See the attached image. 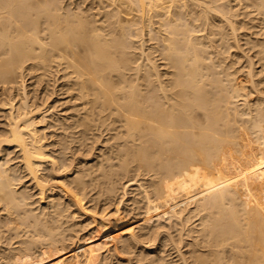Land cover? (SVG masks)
<instances>
[{
    "label": "bare ground",
    "instance_id": "1",
    "mask_svg": "<svg viewBox=\"0 0 264 264\" xmlns=\"http://www.w3.org/2000/svg\"><path fill=\"white\" fill-rule=\"evenodd\" d=\"M113 1L114 8L101 16L91 14L95 7L89 6L62 11L59 0H0V89L10 92L4 102L8 128L0 136V264H103V248L115 246L118 239L125 253L143 243L146 255L138 250L135 259L146 264H163L167 241L173 242L175 264H264V0ZM128 7L141 12L139 19L123 17ZM151 10L162 15L158 29L152 26ZM147 12L149 21L143 18ZM143 28L154 35L157 44L151 46L168 71L160 72V62L146 54L143 44L138 45L140 54L133 44L140 56L130 51L128 39H140ZM215 41H221L223 50ZM233 45L238 51L226 62L228 57L221 55ZM38 69L42 82L47 73L55 86L61 82L59 89L53 85L41 91L47 99L59 93L73 103L68 105L73 112L59 122L65 134L80 144H87L97 130L108 134L103 139L109 153L98 155L99 163L80 171L47 156L46 135L41 137L37 129L40 109L30 104L24 79ZM59 139L65 141V135ZM11 146L18 148L23 175L42 204L18 187L24 176L16 178L15 169L8 167L12 162L3 157ZM47 161L52 173L43 174ZM66 168L70 176L59 179L58 172ZM119 176L126 178L121 191ZM129 181L139 188V196L125 199ZM96 186L101 194L95 193V211H89L80 194ZM45 195L51 199L45 201ZM99 204L104 205L101 214ZM79 211L91 216L82 235L81 230L72 233L69 223ZM185 211L189 215L181 218ZM130 213L135 227L125 220ZM164 215L182 223L196 217L197 223L186 228L191 239L183 246L169 232L160 237Z\"/></svg>",
    "mask_w": 264,
    "mask_h": 264
},
{
    "label": "rangeland",
    "instance_id": "2",
    "mask_svg": "<svg viewBox=\"0 0 264 264\" xmlns=\"http://www.w3.org/2000/svg\"><path fill=\"white\" fill-rule=\"evenodd\" d=\"M60 1V3H61V5L62 6H64V10H62V11H69L70 9H71V7H73V9H78V8H80V7H87V9H88V6L89 7H95L96 8V4H97V8L95 9V8H93V9H91L92 11H90L91 12V14H95L96 12L97 13H99L100 15H101V13H102V15H103V13H105V11L107 10H112L114 7L113 6H115L116 5V3L113 1V0H59ZM97 3H96V2ZM105 1V2H104ZM100 2H104V4H102V5H99V3ZM117 2V1H116ZM73 3V4H72ZM92 3H94V4H92ZM96 3V4H95ZM113 3L115 4V5H113ZM65 4V5H64ZM92 4V6H90ZM101 4V3H100ZM72 5V6H71ZM75 5V6H74ZM83 5V6H82ZM94 5V6H93ZM98 5L100 6L99 8H98ZM108 5H110V6H108ZM168 5H170V3H168ZM171 5H172V3H171ZM108 6V7H107ZM76 7H78V8H76ZM107 8V9H106ZM109 8V9H108ZM129 8V9H128ZM128 8H125L126 10L125 11H127L126 12V14L124 13V15H123V13H122V15H123V17H129V18H136V19H139L138 17L140 16L139 14H141V12H138L137 11V9H136V7H132V9L130 8V7H128ZM134 8V9H133ZM128 9V10H127ZM169 9V6L168 7H166V8H163L161 11H159V12H164L165 10H168ZM135 10V11H134ZM70 11H72V9L70 10ZM128 12H129V14H128ZM159 12H155L154 10H151L149 13L147 12L146 14L144 13L143 15H145V16H143V18H144V20L146 19V20H150L151 19V23H152V21H153V27L156 29V26L160 23V19L162 18V17H160V16H162V15H160L159 14ZM99 14H98V16H99ZM138 14V15H137ZM148 14H149V16L151 17L152 16V18H150L149 19V16H148ZM159 14V15H158ZM101 15V16H102ZM131 17H130V16ZM136 15L138 16V17H136ZM101 16H99V17H101ZM146 16H148V17H146ZM160 17V18H159ZM159 19V20H158ZM126 20V19H125ZM145 20V21H146ZM158 21H159V23H158ZM123 23H125V22H123ZM144 23H146V25H145V27L144 28H148V27H146V26H148L147 25V22H144ZM201 23V22H200ZM139 25H141V24H139ZM159 26L160 25H158L157 26V29L159 28ZM143 28V29H144ZM144 32H143V35L142 36H140V39L142 40V43L140 42L141 40L139 39V36H137V35H134L132 38H134V39H128L129 40V42H130V44H132V46H133V44H135V45H141V44H143V46L144 47H142L145 51H146V54H150V57H154L153 59L155 60V61H157V62H160V63H157L158 65H159V68H160V65H161V68L159 69V70H161L160 72L161 73H164V72H166V69H167V71L169 70V66L168 65H166L165 63H163L162 62V60H159V59H161V58H158V60H157V57H161V55H159L160 53H158L159 52V50L157 51V49H156V47L154 48V46H155V44H157V41L155 42V40L156 39H154V35H152V34H147L149 31H148V29H144L143 30ZM146 31V32H145ZM145 33H146V35H145ZM150 33V32H149ZM151 36V37H150ZM136 38L137 39H139V40H136ZM150 39H152V40H150ZM146 42H145V41ZM136 41H138V42H136ZM154 41V42H153ZM231 42H232V38H231V40H230ZM138 43V44H136V43ZM143 42H145L146 44H144ZM153 43H154V46H151V44L153 45ZM215 45H216V47H219V48H217L218 50L221 48L222 49V46L220 47L219 45L221 44V41H215ZM217 43H219L218 45H217ZM232 44H235V43H232ZM135 45L133 46V48H130L129 47V49H130V51L131 50H134V51H131V52H133V53H136V51L139 53L140 52V47L138 46V48H137V50L135 49L136 47H135ZM148 46L149 48H151L152 50H153V52L154 53H156V54H154L153 52H150V51H152L151 49H149V48H146V46ZM131 46V45H130ZM151 46V47H150ZM146 48V49H145ZM150 51H149V50ZM213 49V48H212ZM211 49V50H212ZM136 50V51H135ZM139 50V51H138ZM223 50V49H222ZM236 51H238L237 50V48L235 47V45H233V47H231V49H229V51L225 54V53H223V55H221L222 57H228L227 58V60H226V62H228L229 61V58L231 57V55H233L231 58H234L235 57V55H234V53L236 52ZM140 54V53H139ZM154 54V55H153ZM159 56H158V55ZM153 55V56H152ZM136 56H140V55H138L137 53H136ZM156 56V57H155ZM143 58V57H142ZM230 58V59H231ZM165 64V65H164ZM166 66V67H165ZM168 67V68H167ZM30 70H27V72H29ZM163 71V72H162ZM32 72V73H31ZM39 72V73H38ZM41 72H42V70L41 69H38V70H36V71H30L29 73H27V74H25V76L27 75V77H25L24 76V79H25V85H26V87H27V85H28V87L26 88L27 90L26 91H29V100H30V104L32 103V107H34V106H37V107H39V111H38V116L39 117H37V120H39L40 122H38V124H37V129L39 130V131H41L40 133H41V135H40V133H39V135L42 137V136H44V134L46 135V136H44L45 137V140H44V138L42 137V143L44 144V149H46L47 148V151H46V153H47V156L49 157V155L52 157V158H55L56 159V163H57V165H66V166H68V165H70L71 164V166H72V168L74 169V167L76 168V167H78V170H80L81 171V169L82 170H85V168L86 167H88L87 166V164H97V163H99V160H100V158H99V156L98 155H100V157L102 156V155H104V154H107V152L109 153V148L107 147L108 146V142H106V140H107V138H105V139H103L106 135H108V134H106V133H100V131H96V133L93 135V136H88L89 137V139H88V141H87V144H80V142H78L77 140H75V138L73 137V136H71L70 134H65L66 133V131H64L62 128H61V124L64 122H62L61 123V121L62 120H65V118H66V116H68V115H70V113L71 112H73L72 110H71V104H73V103H71V102H67V99H66V97L63 95V94H53V96H52V99H50L51 98V96H50V98H46L45 97V93H43V92H41L43 89H47V88H50L51 86L52 87H54L55 86V84H53V81L54 80H52V79H50L51 77H50V75H49V73H47L46 74V76L44 75V76H42L41 78H43V82H42V79H40L39 80V75L38 74H41ZM25 73H26V71H25ZM34 73V74H33ZM37 76H36V75ZM31 75V76H30ZM33 75H34V77H33ZM47 75H49V76H47ZM36 76V77H35ZM31 77V78H30ZM38 79V81H40V84L38 83V81L37 82H35V79ZM46 78H48V80H46ZM45 79V80H44ZM50 80V81H49ZM46 83H45V82ZM48 82V83H47ZM57 82V83H56ZM56 82H54V83H56V86H55V89H59V87H61V82H59V81H56ZM58 83H59V85H58ZM37 85V87L36 86H34V85ZM43 84V85H42ZM40 85V86H39ZM54 85V86H53ZM58 85V86H57ZM49 86V87H48ZM52 87L50 88L51 90H52ZM58 87V88H57ZM35 88V89H34ZM38 89V90H37ZM49 89V90H50ZM36 90V91H35ZM50 90V91H51ZM31 91H32V93H31ZM35 91V92H34ZM40 91V92H39ZM12 92L16 95V102H18L19 101V97H20V95L18 96L17 94H18V92H17V89L15 90V89H13L12 90ZM11 92V95L13 94ZM34 92V93H33ZM0 94H2V95H0L1 96V99L2 100H0V105H4V106H2L3 107V109L2 108H0V136L1 137H3L2 135L5 133L4 131H6L7 130V128H8V121H9V118H8V116H9V110H7V107H5V103L4 102H6V100H7V95H9L10 94V92H7V93H2V91H1V89H0ZM38 94V95H37ZM41 94V95H40ZM31 95H33V96H31ZM36 95V96H35ZM57 95H59V96H57ZM60 95H63V96H61L60 97ZM35 96V97H34ZM40 96H41V98H40ZM30 97H32V98H30ZM38 97V98H37ZM45 97V98H44ZM57 97L60 99V100H58L57 99ZM63 98H64V100H63ZM56 99V100H55ZM239 100H238V103H242V101H243V97H239L238 98ZM18 100V101H17ZM34 100V101H33ZM45 100V101H44ZM48 100V101H47ZM1 101H3V103L1 102ZM34 103H33V102ZM62 101V102H61ZM35 102H36V104H35ZM37 102H38V104H37ZM44 102H46V103H49V104H46V103H44ZM53 102V103H52ZM64 102V103H63ZM66 102V103H65ZM14 103H15V101H14ZM19 103V102H18ZM59 103H61V104H59ZM63 103V104H62ZM71 103V104H70ZM53 104V105H52ZM70 104V105H69ZM56 105H59L58 107H56ZM66 105V106H65ZM68 105L70 106V107H68ZM7 106V105H6ZM51 108H49V107ZM242 106V105H241ZM4 107H5V109H4ZM55 107V108H54ZM43 108V110H41ZM47 108V109H46ZM54 108V109H53ZM50 109V110H49ZM52 109H53V111H52ZM57 111H59V112H56V110ZM60 109V110H59ZM66 109V112H63L64 110ZM55 110V111H54ZM68 110V111H67ZM69 110H70V112H69ZM48 111V112H47ZM50 111V112H49ZM52 111V112H51ZM40 112V113H39ZM46 113V114H45ZM50 113V114H49ZM53 113V114H52ZM56 113V115H54ZM59 113H61V114H59ZM65 113H66V115H65ZM69 113V114H68ZM5 114V115H4ZM43 115V117H42V115ZM51 115H53V116H51ZM60 116V118H59V116ZM65 116V118L63 117V116ZM42 117V120L44 119V124H43V121H42V123H41V117ZM50 116V117H49ZM45 117H47V118H45ZM51 117H52V120H51ZM56 117V118H55ZM63 117V118H62ZM7 118H8V120H7ZM53 118H54V121H53ZM7 122H6V121ZM45 120H47V121H45ZM53 121V122H55V123H53V122H51V121ZM61 120V121H60ZM50 121V122H49ZM66 121V120H65ZM47 122V123H46ZM58 122V123H57ZM61 124H60V123ZM48 123H51V125L50 124H48ZM40 124V125H39ZM42 125V126H41ZM43 125H45V126H43ZM48 127H47V126ZM53 125V126H52ZM58 125V126H57ZM7 126V127H6ZM39 126V127H38ZM6 127V128H5ZM43 127V128H42ZM46 127V128H45ZM53 127H56V128H53ZM58 127H60L59 129H58ZM42 128V129H41ZM45 128V129H44ZM6 129V130H5ZM52 129H53V132H52ZM56 130V131H55ZM60 130V131H59ZM60 133H59V132ZM44 132V133H43ZM64 132V133H63ZM99 132V133H98ZM42 133H43V135H42ZM51 134H52V136H51ZM55 134V135H54ZM62 136H64L65 135V141H61V143L59 142V138L61 137V135ZM100 134V135H99ZM103 134V135H102ZM54 135V136H53ZM68 135H70L69 137H68ZM73 135V134H72ZM56 136V137H55ZM58 136V137H57ZM67 136V137H66ZM102 136V137H101ZM104 136V137H103ZM107 137V136H106ZM56 138H58V139H56ZM68 140H67V139ZM69 138H71L70 140H69ZM72 138H74V140L72 139ZM97 138V139H96ZM99 138V139H98ZM101 138H102V140H101ZM62 140V139H61ZM96 140H98V142L96 141ZM56 141V142H55ZM72 142V143H69V142ZM94 141V142H93ZM97 142V144H96V142ZM51 142V143H50ZM63 142V143H62ZM76 142V143H75ZM89 142V143H88ZM102 142V143H101ZM105 144H104V143ZM67 144V145H65V144ZM92 143V144H91ZM98 143H101V144H98ZM53 144H54V146H53ZM56 144V145H55ZM64 144V145H63ZM71 144H73V145H70ZM93 144H96V145H93ZM84 145H86V146H84ZM97 145H99V146H97ZM101 145H104L103 147L101 146ZM64 146V147H63ZM72 146H73V148H72ZM80 146V147H79ZM82 146V147H81ZM89 146V147H88ZM96 148H95V147ZM13 147V148H12ZM15 146H11V147H7V148H5V150H8V151H5L4 150V158L7 160L8 159V162H12V163H8V167L9 168H14L15 169V172H14V175H15V177L16 178H18V177H21L23 174H25L26 175V171H24L23 169L24 168H22L23 167V165H22V162H21V154H20V152L18 151V148H14ZM55 147V148H54ZM57 147V148H56ZM60 147V148H59ZM76 147H78V148H76ZM94 147V148H93ZM105 147V148H104ZM9 148H10V150H9ZM61 149L60 151H62V152H59V151H57V150H59V149ZM63 148V149H62ZM69 148V149H68ZM83 148V150H81ZM84 148H86V149H84ZM91 148H93V149H91ZM108 148V149H107ZM15 149H17V150H15ZM57 149V150H56ZM66 149V150H65ZM73 149H76V150H73ZM98 149V150H97ZM105 149V150H104ZM50 152H49V151ZM65 150V151H64ZM69 150V151H68ZM87 150V151H86ZM101 152H100V151ZM107 150V151H106ZM16 153H15V152ZM72 152V153H69V152ZM79 151V152H78ZM82 151V152H81ZM89 151H90V153H89ZM106 151V152H105ZM6 152V153H5ZM7 152H8V154H7ZM12 152V153H11ZM63 152H64V154H63ZM81 152V153H80ZM84 152V153H83ZM50 153V154H49ZM59 153V154H58ZM69 153V154H71V155H69L68 157H67V154ZM78 153V154H77ZM91 154V156H89V154ZM103 153V154H102ZM74 155V157L76 158V159H79V160H76L74 157H73V155ZM6 155V156H5ZM8 155V156H7ZM57 155L59 156V157H57ZM66 155V156H65ZM80 155H83V158H82V156L80 157ZM88 155V156H87ZM71 156V157H70ZM86 156V157H85ZM94 157V159H93V157ZM96 156V157H95ZM19 157V158H18ZM51 157H49V158H51ZM66 157V158H65ZM87 158L86 160H85V158ZM92 159H91V158ZM3 158V160L5 161V159ZM71 158H73V161L74 162H70V159ZM69 159V160H68ZM89 159H91V160H89ZM13 160V161H12ZM16 160V161H15ZM59 160V161H58ZM62 160V161H61ZM97 160V161H96ZM14 162H16V163H14ZM50 162V161H49ZM48 161H47V164L49 165L50 163H49ZM67 162H69V163H67ZM77 162V163H76ZM82 164H81V163ZM84 162V163H83ZM97 162V163H96ZM13 163H14V165H13ZM21 163V164H20ZM9 164H12V165H9ZM16 164V165H15ZM46 164V163H45ZM44 164V165H45ZM47 164L45 165V166H42V167H45V169H44V171H43V169L42 170H40V171H42L41 173H43V174H50V173H52V166L51 165H49V166H51V167H47ZM73 164V165H72ZM79 164V165H78ZM84 164V165H83ZM77 165V166H76ZM65 166V167H66ZM80 166V167H79ZM20 167V169H22V170H20V169H18V171H16L17 170V168H19ZM82 167V168H81ZM71 168V167H70ZM80 168V169H79ZM84 168V169H83ZM73 169H72V171H73ZM47 170V171H46ZM50 170V171H49ZM62 170V171H61ZM60 171L61 172H58V174L57 175H59L58 177H59V179L61 178V180H63L62 178H64V179H66L65 177H67V176H70L68 173H70L69 171V168H66L65 169V171H64V169H61ZM68 170V173H66V171ZM49 171V172H48ZM71 171V172H72ZM21 173V174H20ZM60 173H61V175L62 176H60ZM134 174V173H133ZM64 175H66V176H64ZM24 176V175H23ZM26 179H28L27 177H23L22 178V181H20L19 182V184H18V187H19V185H20V190H24V188H26V193L29 195H32L31 196V198H33V199H31V201L33 200H35V201H37L39 204H42V203H40L39 202V196H38V191H37V189L34 187V186H32L31 184H29L30 183V181H27ZM26 180V181H25ZM121 180H122V182H123V180H126V178H123V177H120L119 176V178H118V180H117V185H118V187H119V190L121 191V188H122V186H123V183L125 182H123L122 184H121ZM147 181V180H146ZM51 182H53L54 183V181L53 180H51ZM25 184V185H24ZM128 186L126 187V190H125V195H124V198L126 199V198H130V197H133V196H135V197H138L139 196V192H138V190H139V188L136 186V185H132V181H129V182H127L126 183ZM30 185V186H29ZM29 186V187H28ZM34 187V188H33ZM32 188V189H31ZM98 188V189H97ZM35 189V190H34ZM99 190V191H97V190ZM27 190H28V192H27ZM101 189H100V187L99 186H96L95 187V189L93 190V191H91V192H89L88 194H80L81 196H80V198H83V204H86L85 206L86 207H88V209H91V210H89V211H95V210H92L93 208H92V206L94 205L95 206V203H96V200H97V195H99V194H101V191H100ZM55 191V193H57V191H59L58 189H55L54 190ZM97 191V192H96ZM31 192V193H30ZM97 195H96V194ZM92 194V195H91ZM33 196H35V197H33ZM46 196V198H47V195H45ZM54 196H58V194H56V195H54ZM93 197L94 199H93V201L91 202V203H89V202H87V200L90 198V197ZM45 198V199H46ZM48 198H49V200L51 199V196L49 195L48 196ZM48 198L45 200V201H48ZM96 198V199H95ZM91 199V198H90ZM101 200V199H100ZM44 201V202H45ZM127 201V200H126ZM129 203H132V199H129ZM37 204V203H36ZM89 204V205H88ZM93 206V207H94ZM102 204H99L98 206H97V208L98 209H96V211H98L100 214L102 213V208H104V205L102 206ZM136 206V204H130V207H135ZM106 207V206H105ZM111 207H109V209L108 210H111L110 209ZM189 208H191V205H189L188 206V209ZM82 214L81 216H79L80 214ZM124 213H126V212H124ZM79 214V215H78ZM189 215V213L187 212V211H185L184 213H183V215L181 216V218L184 216H188ZM84 216V217H83ZM88 216L89 217H91L90 215H84V213H83V211H79V212H77V214H75V218H73V219H71V221L69 222L70 224L73 222V224H72V228H73V232L72 233H74L76 230L77 231H80L81 230V228H83L84 226H86L88 223H89V221H90V219H88ZM131 216H132V213H130L129 215H127V217L125 218V220L126 221H128V223L132 226V227H135V219L133 218H131ZM178 217V216H177ZM190 218V217H189ZM196 217H193V218H191V219H189L188 221H186L185 220V218H184V224L182 223V222H180V220L181 219H177L176 221L173 219V218H171V217H169L168 215H164V216H162L159 220H160V227H159V230L161 231V236L160 237H164V236H167L168 234V232L170 233V235L171 236H173L174 235V237L178 240V243H179V245L180 246H183L186 242H187V240H188V238L189 237H187V233H186V228H188V227H190V226H192V225H194L195 223H197V221H195L194 219H195ZM74 219L77 221H74ZM83 219V220H82ZM87 219V220H86ZM73 220V221H72ZM80 220V221H79ZM82 220V221H81ZM134 220V222H132ZM137 220V219H136ZM195 221V222H194ZM75 222V223H74ZM79 222V223H78ZM194 222V223H193ZM134 223V224H133ZM171 223H173V225H171ZM83 225V226H82ZM93 225H95V224H93ZM79 226H81V227H79ZM90 226H92V225H90ZM89 226V227H90ZM88 228V227H87ZM87 228H85L84 229V232H83V229L80 231V232H78V234H80V235H82L83 233H85L86 232V229ZM181 228V229H180ZM189 229V228H188ZM88 232L90 233V232H92V228L90 229V230H88ZM127 232V231H126ZM179 232H180V235H179ZM182 233H183V235H182ZM86 236H88V235H86ZM183 238V239H181V237ZM127 237H128V235L126 234H124V239H127ZM118 238H116V240H117ZM189 239H191V238H189ZM82 241H84V240H82ZM118 242H116L115 243V246L116 247H118L119 248V253H118V255H117V251L116 250H118V248H116L115 246H114V244L112 243V245H108V244H106L105 245V247L106 246H109L110 247V250H106L107 248H103V252H102V254H101V258H102V262H103V264L104 263H108V262H112V260L114 261V262H112V264L114 263V264H117L118 263V261H119V257L122 259L121 260V264H136L137 262H138V258L136 257V259H135V254H139V251L141 252V253H143V255L145 256L146 255V249H144L145 248V246H144V244L143 243H138L137 245H136V247H138V248H135V251L133 252V253H125L124 252V248H122V242H120V240L118 239L117 240ZM71 243V241L69 240V238L64 242V244L65 245H70V243ZM168 245H165L164 246V251L162 252V256H164V260L165 261H167V262H165V261H162V263L163 264H168V263H170V264H175L174 262H173V256L175 255V253L173 254V242L172 241H167L166 242ZM109 244H111V243H109ZM121 244V246H119ZM141 244H143V245H141ZM141 245V246H140ZM175 245H177L178 246V244L177 243H175ZM114 246V247H113ZM144 246V247H143ZM112 247V248H111ZM140 247H143V249L142 248H140ZM116 248V249H115ZM122 248V249H121ZM113 249H114V251H113ZM184 249H186V246H184L183 247V250ZM106 250V251H105ZM121 250H123V251H121ZM139 250V251H138ZM108 251V252H107ZM61 251H58L57 253H60ZM55 253H56V251H55ZM111 253V254H110ZM114 253V254H113ZM126 255H125V254ZM105 254V255H104ZM129 254V255H128ZM133 254V255H132ZM167 254H168V256H167ZM117 255V256H116ZM120 255V256H119ZM132 255V256H131ZM136 255V256H137ZM166 255V256H165ZM107 256H108V258H109V260H108V258H107ZM110 256V257H109ZM113 256V257H112ZM116 258H115V257ZM124 257V258H122V257ZM106 259H105V258ZM118 258V259H117ZM133 258V259H132ZM169 258H170V261H169ZM174 258H176V257H174ZM129 259V260H128ZM105 260V261H104ZM136 260H137V262H136ZM132 263H131V262ZM129 262V263H128ZM177 264L179 263V262H176ZM198 263V262H197ZM196 263V264H197ZM137 264H146V262L145 261H143V262H141V261H139Z\"/></svg>",
    "mask_w": 264,
    "mask_h": 264
}]
</instances>
